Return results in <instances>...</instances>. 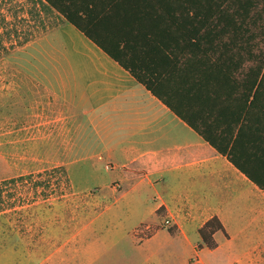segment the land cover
Masks as SVG:
<instances>
[{
    "label": "crops",
    "instance_id": "1",
    "mask_svg": "<svg viewBox=\"0 0 264 264\" xmlns=\"http://www.w3.org/2000/svg\"><path fill=\"white\" fill-rule=\"evenodd\" d=\"M44 40L52 49L55 83L48 94L37 90L36 116L38 123H45L46 111L54 113V150L70 157L64 163L73 186L80 173L84 178L78 182L88 189H103L100 199L109 205L104 211L114 209L141 220L134 231L142 225H150L149 231H179L185 240V264H210L201 255L204 251L222 246L231 250L230 231H250L251 226L264 231V222L255 218L262 206L256 192L263 191L129 71L60 16ZM14 104L15 97H7L12 118ZM23 111L16 117L31 123L35 112L27 107ZM63 138L68 140L65 147ZM104 211L89 225L93 231L85 232L95 236L90 244L109 250L129 243L130 253L123 250L118 264H133L137 252L149 255L144 264L157 259L158 233L144 239L134 231H95ZM147 216L154 220L144 223ZM214 216L227 234L215 233V249L200 248L199 229ZM166 218L171 226L163 224ZM231 220L240 226L232 229L227 224ZM262 237L261 243L264 233ZM136 240L145 241L144 249Z\"/></svg>",
    "mask_w": 264,
    "mask_h": 264
},
{
    "label": "trees",
    "instance_id": "2",
    "mask_svg": "<svg viewBox=\"0 0 264 264\" xmlns=\"http://www.w3.org/2000/svg\"><path fill=\"white\" fill-rule=\"evenodd\" d=\"M40 2L129 71L264 192V0ZM3 34L0 54L7 50ZM56 168L68 181L67 170ZM219 230L226 233L218 217L206 221L199 229L200 248L215 249Z\"/></svg>",
    "mask_w": 264,
    "mask_h": 264
},
{
    "label": "rangeland",
    "instance_id": "3",
    "mask_svg": "<svg viewBox=\"0 0 264 264\" xmlns=\"http://www.w3.org/2000/svg\"><path fill=\"white\" fill-rule=\"evenodd\" d=\"M58 19L40 0H0V32L4 33L7 46L0 54V189L5 195V202L0 203L3 208L0 264H118L123 250L130 253L127 241L126 248L120 245L107 250L90 244L95 236L85 233L93 231L88 228L92 220L109 206L100 199L103 189H88L85 182H78L84 178L80 173L78 178H73L77 187L73 186L68 171L69 180H65L66 175L56 167L66 169L64 162H69L70 157L55 153L54 113L46 111L45 123H38L36 116L37 90L43 89L48 94L54 89L53 53L44 37ZM12 96L15 118L11 117V107H7V97ZM26 107L35 112L31 123L16 117ZM39 131H42L40 137ZM67 141L63 138V147ZM256 193L262 206L255 218L264 222V193ZM162 219L160 215L158 220ZM152 220L153 217L147 216L142 221ZM138 222L141 220L129 219L122 211L106 210L95 231H134ZM227 224L234 229L240 226V221L231 220ZM249 229L230 231L231 250L222 246L215 252L204 251L202 257L210 264H264V242L261 243L264 231H255V226ZM168 232L140 234L145 239L158 233V257L146 264H185V240L179 231L169 232L171 236ZM219 237L224 245L223 235ZM144 242L136 243L144 249ZM255 245L259 247L254 248ZM132 255L133 264H144L150 258L144 252ZM194 257L191 260H196L198 255Z\"/></svg>",
    "mask_w": 264,
    "mask_h": 264
},
{
    "label": "built area",
    "instance_id": "4",
    "mask_svg": "<svg viewBox=\"0 0 264 264\" xmlns=\"http://www.w3.org/2000/svg\"><path fill=\"white\" fill-rule=\"evenodd\" d=\"M163 224L165 225V226H171V220L169 219V218H166L165 220H164V222H163ZM151 229V226L150 225H142L141 227H139V228H137L136 229V234L137 235H139L140 237H143L142 235H140V234H142L144 231H149Z\"/></svg>",
    "mask_w": 264,
    "mask_h": 264
}]
</instances>
